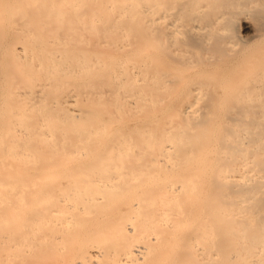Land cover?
<instances>
[{
  "label": "bare ground",
  "instance_id": "6f19581e",
  "mask_svg": "<svg viewBox=\"0 0 264 264\" xmlns=\"http://www.w3.org/2000/svg\"><path fill=\"white\" fill-rule=\"evenodd\" d=\"M0 264H264V0H0Z\"/></svg>",
  "mask_w": 264,
  "mask_h": 264
},
{
  "label": "rangeland",
  "instance_id": "374dc122",
  "mask_svg": "<svg viewBox=\"0 0 264 264\" xmlns=\"http://www.w3.org/2000/svg\"><path fill=\"white\" fill-rule=\"evenodd\" d=\"M244 32L248 33L247 31H244Z\"/></svg>",
  "mask_w": 264,
  "mask_h": 264
}]
</instances>
